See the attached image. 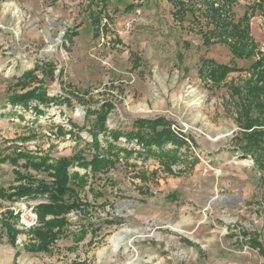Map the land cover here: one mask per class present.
<instances>
[{
	"label": "rangeland",
	"instance_id": "374dc122",
	"mask_svg": "<svg viewBox=\"0 0 264 264\" xmlns=\"http://www.w3.org/2000/svg\"><path fill=\"white\" fill-rule=\"evenodd\" d=\"M253 1L237 0L236 19ZM88 2L0 0V158L26 151L48 154L50 161L72 155L90 159L93 133L105 147L98 118L109 104V129L130 130L139 118L169 119L172 131L190 146L187 159L167 172L156 158L134 152L127 160L120 156L105 173L93 178L88 173L76 191L81 204L66 214L62 234L45 250L34 249V229L41 222L25 228L13 211L22 203L36 211L46 196L0 198V264H264L242 234H260L264 225V150H239L245 131L236 120L237 98L228 91L230 82L250 76L255 57L230 62L224 44L204 46L198 31L203 18L196 11V21L190 13L177 20L171 0H144L141 6L133 1L129 9L131 0H106L110 24L95 36L90 14L95 8ZM101 21L106 22L103 14ZM250 26L264 53L263 15L256 12ZM201 58L242 70L212 87L197 72ZM47 62L52 69L18 79ZM24 83L41 85L56 102L31 101L28 109L8 103L26 90ZM187 86L202 98L185 96ZM36 104L42 115L32 110ZM116 144L141 149L124 137ZM193 157L197 162L191 165ZM22 162H0V188L11 191L19 183L17 172L49 181L45 172L26 170ZM6 226L16 234L7 233Z\"/></svg>",
	"mask_w": 264,
	"mask_h": 264
},
{
	"label": "trees",
	"instance_id": "16d2710c",
	"mask_svg": "<svg viewBox=\"0 0 264 264\" xmlns=\"http://www.w3.org/2000/svg\"><path fill=\"white\" fill-rule=\"evenodd\" d=\"M105 1L89 0L88 2L91 9L95 8V11L90 10L95 36L103 33L110 24V19L106 17L105 13ZM131 1L132 3L127 5L128 9L135 6L133 1L140 2L136 4L141 6V2L144 0ZM236 2L237 0H171L172 15L182 21L186 13H190L193 16L192 20L196 21L199 19L198 15H195L197 11L204 20L198 29L203 45L208 47L216 43L224 44L231 54L230 62H233L234 59L255 57L248 67L250 76L238 83L230 82L228 91L232 98H237L236 120L239 127L245 131L240 139V141H245V146L239 150L243 152L251 148L255 151L264 150V53L259 51L258 45L252 37L250 26V19L256 12L264 17V0H254L237 19L233 11ZM102 14L106 18L105 23L101 21ZM72 35L74 36L75 33ZM42 67L52 69L53 63L36 64L32 70L24 72L18 79L23 81L30 77L34 70ZM239 70L242 69L234 63H217L211 58H201L197 72L206 82H209L210 86L217 87L227 79L230 73ZM21 88H26V90L11 95L8 98V103L21 105L28 109L31 101L45 106L56 102L57 97L48 96L45 88L41 85L28 88V84L24 83ZM38 104L33 106L32 110L35 114L42 115L44 111L39 108ZM110 107L109 104H104L98 118V128L99 132L103 134L105 147L102 148L99 145L97 134L91 133L94 141V153L90 159L72 155L50 161L51 158L48 154L37 155L26 151H19L15 156L5 155L0 158V162L8 160L13 165L17 164L19 160H23L21 167L26 170L45 172L49 178V181H46L36 179L29 173L17 172L15 182L19 183L10 187L11 191L6 192L0 188V198L19 200L46 196L47 202L39 203L35 207L38 220L42 224L34 229L33 236L37 240L35 250H45L62 234L67 225L66 214L81 204L76 200V191L85 186L88 173L92 178L97 174L105 173L115 167L120 156L127 160L134 152L144 154L145 157L156 158L167 172L170 171L171 166L187 159L186 154L190 146L183 136L172 131L170 128L172 122L169 119L164 116L139 118L132 122L130 130L125 131L120 126L109 129L105 121ZM94 112L92 109L87 110V114H94ZM68 123L72 128L79 130V127L70 119H68ZM60 132H62L61 128ZM108 137L110 141H108ZM120 137H124L127 143L137 144L141 149L136 150L131 146L117 145ZM188 138L190 139V137ZM167 145L172 147L167 148ZM182 148L185 149L184 153L180 151ZM196 162L197 159L193 157L190 164L194 165ZM73 167L81 168L84 172L71 171L70 168ZM260 170L264 172V165H260ZM47 216L50 218L46 219ZM6 230L7 233L12 231L14 235L16 234V231L11 230L10 226H6ZM242 234L248 236L247 245L257 249L264 256V225L260 234L248 235L245 231Z\"/></svg>",
	"mask_w": 264,
	"mask_h": 264
},
{
	"label": "built area",
	"instance_id": "2783aa9c",
	"mask_svg": "<svg viewBox=\"0 0 264 264\" xmlns=\"http://www.w3.org/2000/svg\"><path fill=\"white\" fill-rule=\"evenodd\" d=\"M13 212L15 215L19 216L20 222L25 228L34 227L38 223L36 211L32 207H28L25 203H22L19 208L14 209Z\"/></svg>",
	"mask_w": 264,
	"mask_h": 264
},
{
	"label": "bare ground",
	"instance_id": "6f19581e",
	"mask_svg": "<svg viewBox=\"0 0 264 264\" xmlns=\"http://www.w3.org/2000/svg\"><path fill=\"white\" fill-rule=\"evenodd\" d=\"M12 9H13V7L10 8V6H9L8 10L11 11ZM189 88H190L189 86L184 87L185 96H192L193 99H195V101H198L200 98H202V95L198 91H195V90L189 89ZM185 110H188V109H186V107H185ZM196 119L200 120L201 117H197ZM121 239H122L121 235H118V234L113 238V242L115 243L116 247L119 246L120 242L122 241Z\"/></svg>",
	"mask_w": 264,
	"mask_h": 264
}]
</instances>
